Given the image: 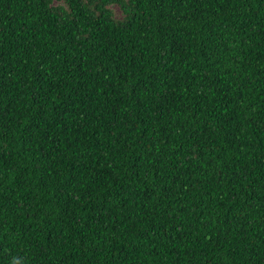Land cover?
Masks as SVG:
<instances>
[{"label": "trees", "instance_id": "trees-1", "mask_svg": "<svg viewBox=\"0 0 264 264\" xmlns=\"http://www.w3.org/2000/svg\"><path fill=\"white\" fill-rule=\"evenodd\" d=\"M264 264V0H0V264Z\"/></svg>", "mask_w": 264, "mask_h": 264}, {"label": "clouds", "instance_id": "clouds-1", "mask_svg": "<svg viewBox=\"0 0 264 264\" xmlns=\"http://www.w3.org/2000/svg\"><path fill=\"white\" fill-rule=\"evenodd\" d=\"M12 264H20L19 258H13Z\"/></svg>", "mask_w": 264, "mask_h": 264}]
</instances>
